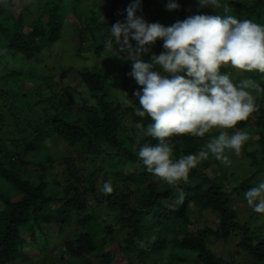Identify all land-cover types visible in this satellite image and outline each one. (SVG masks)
I'll list each match as a JSON object with an SVG mask.
<instances>
[{
	"label": "trees",
	"instance_id": "trees-1",
	"mask_svg": "<svg viewBox=\"0 0 264 264\" xmlns=\"http://www.w3.org/2000/svg\"><path fill=\"white\" fill-rule=\"evenodd\" d=\"M127 2L131 4L132 0H89L87 4L78 2L81 17L72 15L67 0H7V6L0 3V132L4 135L9 133L25 137L27 144L23 148L24 152L36 151L40 155L22 160L39 165L42 169L37 179L20 176L10 160L9 166L3 160L10 158L11 154L5 152L3 136H0V180L22 194L21 199L12 201L10 194L0 193V201L3 204L0 210V264L26 262L27 255L26 250L22 248L21 237L23 232L30 228L35 242L42 248H47L49 224L61 223L58 233L62 234L65 229L63 226L73 213H81L79 224L82 228L76 242L66 243V250L73 257L97 253L101 257L99 264H117L118 258H123L121 264H132L133 249L139 251L138 259H153L157 253H162L168 247L170 235L174 236L170 252L179 248L185 254L196 253L200 264H230L208 248L206 238L214 236L227 240L236 228H240V245L258 264H264V233L251 234L248 228L235 222L237 213L231 205L232 197L224 189L228 181V166L210 156L190 172L187 183L182 182L179 190H162L155 184H150L140 207L132 205L129 202L131 191L120 185H138V180L134 179L136 174L140 170L142 176L147 174L138 157L139 148L146 142L155 144L157 141L140 135L136 154L133 146L138 138L132 140L125 135L126 130L120 125L123 122L120 117L122 104L113 105L109 98V80L97 67L78 74L82 88H78L73 96H79L81 103L78 102L74 108L70 107L66 94L63 96V88L59 89L68 74L65 72L59 77L47 76V72L41 73L35 67L34 57L41 53L47 44L60 41L62 31L68 25L75 27L74 31L79 34V37H76L78 52L81 53L84 44L89 49L94 46L96 52H106L105 42L110 38L114 40L109 28L120 21L114 14L116 11L123 14ZM168 2L169 0H141V7L147 10L157 5V12L150 17L160 20L167 16L163 8ZM176 2L180 5L179 10L167 11L171 24L195 15L193 9H200L196 3L187 8L186 3L194 0ZM226 6L227 11L224 8H208L206 14L232 15L241 20L248 19L257 24H264V0H256L252 4L245 1L229 2ZM135 45L136 41L133 42L134 47ZM124 54L127 55L126 52ZM96 58L103 61L100 55ZM150 58V52L143 57L146 62L150 61ZM112 62L114 65L120 64L118 58ZM125 62L127 64L129 60ZM229 67H222L221 73L227 74ZM123 69L127 71L126 67ZM245 73V79L250 78L264 88V74L256 71ZM51 79H54L53 83ZM43 81L47 88L43 89ZM133 81V90H140V86ZM72 86L73 84L70 88ZM256 97L260 110L253 113L247 121H241L237 125L239 130L254 136V140L248 141L243 147L246 157L251 160L248 168L250 175L240 186L233 189L234 192L246 190L247 185L264 173V93ZM24 99L30 101V107L36 103L41 105L43 115L40 122L25 124L23 117L13 110V107L24 102ZM138 107L139 103L128 108L126 114H129L133 122L132 130L139 131L136 127L138 123L146 129L152 121L147 116H137L135 109ZM31 127L33 132L29 131ZM46 131H52L69 144L80 146L84 152L81 161L88 163L87 169H84L81 175L76 172L74 166L67 163L68 178L62 187L57 179L53 185L45 179L46 171L56 162L51 154L45 156L43 153H48V150L37 143ZM218 134L213 132L206 134L204 138L175 137L174 157L197 153L211 137ZM212 161L216 166L209 167ZM104 162H108L110 170L108 175L101 178L99 173ZM129 165L135 167L130 171L121 170ZM202 166L213 171L212 177L201 171ZM111 177L114 191L110 195H104L97 187V181L100 179L102 187ZM192 180H195V183L191 184ZM88 192L93 193L97 203H107L109 209L119 208L122 213L120 221L129 229L126 247H112V243L106 240V235L111 234L113 230H109L108 234L96 235L95 230L90 228L95 210L87 206L85 196ZM169 198L178 202L170 203ZM198 209L216 214L218 221L215 228H198L193 221L194 211ZM152 236L154 241L151 244L149 238ZM139 241L149 245L147 250L144 246H139ZM158 257L162 256L159 254Z\"/></svg>",
	"mask_w": 264,
	"mask_h": 264
},
{
	"label": "clouds",
	"instance_id": "clouds-1",
	"mask_svg": "<svg viewBox=\"0 0 264 264\" xmlns=\"http://www.w3.org/2000/svg\"><path fill=\"white\" fill-rule=\"evenodd\" d=\"M0 3L7 6V0H0ZM197 3L199 8L227 11L221 0H197ZM166 8L179 10L180 5L176 0H169ZM140 9L141 0H132L125 10V20L110 26L114 40L108 39L104 48L107 52H117L114 46L119 45V52L127 53L132 71H123L131 77L132 84L135 80L140 86V90H133L139 100L135 114L141 118L147 116L152 121L146 129L142 124L136 125L142 137L157 141L155 144L146 142L139 148L140 161L147 172L179 190L182 182L187 183L190 172L210 156L230 166L227 153L240 156L244 145L252 138L237 125L260 110L253 93L260 95L264 88L250 78L234 83L229 74L221 73V68L231 66L242 72L264 74V24L232 15L196 14L165 26L147 22L142 15H137ZM158 39L163 41L164 51L151 54L150 61L146 62L143 57ZM88 71L84 69L78 74ZM98 71H103L112 89L115 78L109 77L110 71L106 68ZM78 74L75 82L70 81L63 87L74 100L79 96L73 94L81 87ZM121 102L131 103L126 92ZM128 108L121 110V119L123 115L129 116L126 114ZM128 121L131 122L130 116ZM230 129L236 130L229 134L227 130ZM213 131L219 134L211 137L197 153L174 158L175 137L204 138ZM113 191L110 180L100 188L104 195ZM244 196L254 212L264 214V181L247 190Z\"/></svg>",
	"mask_w": 264,
	"mask_h": 264
},
{
	"label": "rangeland",
	"instance_id": "rangeland-1",
	"mask_svg": "<svg viewBox=\"0 0 264 264\" xmlns=\"http://www.w3.org/2000/svg\"><path fill=\"white\" fill-rule=\"evenodd\" d=\"M18 1V0H16ZM240 1H245L250 4L255 2L256 0H221V3L226 5L229 2L238 3ZM69 3V10L72 12V15L76 17H81L82 12L79 9L78 2L87 4L89 0H67ZM194 3H197V0L194 2L186 3L187 8H190ZM130 5L127 2L124 6V13L120 14L119 12H115L114 17L119 19L120 21H124L126 18V9ZM113 10V9H112ZM158 10V6L154 5L147 10L144 7H141L138 10L137 15H142L144 19L149 23H161L165 26L171 24L170 14L166 6H164L163 10L167 16L160 20H154L150 15L155 14ZM193 13L196 14H206L208 12V8H195L192 10ZM242 17V15H240ZM75 27L68 25L62 31V38L55 44H47L40 55H37V60L35 61V67L41 72H47V76L59 77L62 76L63 73H67L68 78L63 79L60 84L59 89L66 87L69 82H75L77 79L78 72L84 69H90L93 67H97L98 69H107L110 71L109 77L115 78L112 82V89L109 92V97L114 101V105L118 103L122 104V111L128 107H133L136 103L139 102L138 98L134 96L133 92V84L130 82L131 78L128 74H125L123 71V67H126V70L129 72L132 71L131 61L126 64L127 55L124 52H119V46H114L116 51L113 52H101L96 53L95 48H88L86 44L83 45V49L80 52L77 51V40L76 37H79L74 31ZM98 37V33H96ZM99 38V37H98ZM95 38V39H98ZM134 40L132 41L133 44ZM87 51L84 53L83 51ZM164 51L163 41L157 40L154 45L150 46L151 54H160ZM87 53H90L89 55ZM87 55V57H86ZM100 55L103 61L97 60L95 56ZM116 58L120 60L119 65L111 64ZM38 71V73H39ZM227 74L230 75V78L234 83H239V81L245 79L247 74L242 72L241 70L232 68L231 66L227 70ZM128 78V80H126ZM52 83L54 79H51ZM43 89L47 88V84L42 83ZM128 94V99L131 101L129 104H124L121 102V97L124 95V92ZM63 96L66 94L67 101L70 100V107L74 108L77 103L80 101L79 98L76 100L73 99L72 95L69 91H62ZM258 96L259 94L253 93ZM62 95L60 94L59 97ZM34 102V101H33ZM259 104L258 101H256ZM30 101L28 99H24V102H20L19 104L13 107V110L18 112L19 115L23 117L26 121L25 124H32L33 121L40 122V118L43 115L41 112V105L39 103L33 104L31 107L28 106ZM81 103V102H80ZM123 122L120 124L121 127L126 130L125 135L129 136L132 140H138L134 143L133 150L137 154V144L139 142V131L133 128V124L129 122V116L123 115ZM28 127L27 125H25ZM6 127V124H4ZM236 129L227 130L229 134H232ZM30 132L32 131V127L29 128ZM215 132V131H213ZM212 132V133H213ZM211 134V133H210ZM0 136H3V144L5 145V152L11 154L10 158L3 159L7 162L9 166V160L11 164L15 165V171L25 178L29 179H37L39 178V173L42 172V169L39 165L34 163H29L28 161H23L22 158L29 160L30 158L37 157L40 155L38 152H24V146L27 144V140L25 137L16 134L6 133L5 135L0 132ZM252 138L249 141L254 140V136L250 135ZM38 145L44 147L45 150H48V153L51 154L54 160H56L53 167H50L48 171H46V182L50 185H53L54 180L57 179L59 185L62 187L65 185V180L68 178V169L67 163H70L74 168H76V172H79V175L82 174L84 169H87L88 163L82 162L81 158L84 156V152L80 148V146L69 144L59 138L52 131H46L43 135L40 136L37 141ZM44 151V150H43ZM259 152V151H258ZM257 152V153H258ZM231 160V165L228 166L227 169V183L224 186V189L227 193L232 197L231 205L235 209L237 213V217L235 218V222H237L240 226L248 228L251 234H262L264 233V214H258L254 212L248 205L244 196V193L250 188L256 186L259 182L264 181V173L257 177L253 182L247 185L246 190H239L234 192L233 189L237 188L242 184L247 176L250 175L249 171V160L243 149L240 156H236L234 152L227 153ZM42 155V154H41ZM175 158V157H174ZM178 159V158H177ZM117 161V159H115ZM97 165V164H96ZM203 165V164H202ZM216 166L214 161H212L209 165ZM135 166L129 165L124 166L121 170H131ZM139 168H135L138 170ZM109 164L108 162L102 163V169H100V177H104L106 174H109ZM142 170L139 172L141 173ZM201 171L206 172L207 176L212 177V172L202 166ZM137 173L134 179L139 182L137 186H130L126 183L121 184L120 186L125 188L128 191H131L129 202L134 205L140 207V202L142 198L145 196V193L148 190L150 184H155L158 188L162 190H170L171 187L158 178L157 176L147 172L145 176H142L140 173ZM113 179L112 177L109 180ZM108 180V181H109ZM100 179L97 181V187L100 189L101 183ZM197 182V181H196ZM200 182V181H198ZM197 182V183H198ZM195 183V180L191 181V184ZM196 183V184H197ZM0 193L10 194L12 201H17L22 198V194L16 192L11 189L7 184H4L0 180ZM87 206L89 209L95 210L94 219L89 224L90 228L94 229L96 235L108 234L109 230H113L111 234L106 235V240L112 243V247H117L119 245L126 247V239L128 235V228H125L123 223L120 221L121 211L119 208L109 209L107 203L99 204L97 203V198L94 197L92 192H88L85 196ZM168 202L177 203L173 198H169ZM3 208V204L0 201V210ZM81 213H73L63 227L64 233L59 234L58 229L61 223L49 224L48 226V234L49 236V246L47 248H42L35 242L34 237L31 235V228L25 230L21 237L22 248L26 250V262L24 264H99L101 257L97 253H86L80 257H73L66 250L67 242H76L79 239V234L81 233L82 225L79 224V220L81 218ZM218 217L211 211H201L200 209L194 211L193 221L196 223L198 228H215L216 222L218 221ZM240 228H236L232 230L231 236L227 239H220L214 236H208L207 246L208 248L217 256L222 258L224 261H227L230 264H258L252 256H250L246 249L243 248L240 244L242 242V237L239 235ZM44 236V234H41ZM170 242L168 247H166L162 253L159 252L155 255L153 259L145 258L144 260L138 259L139 251L133 249L131 251V256L134 261L132 264H200L198 261V257L196 253L193 254H185L183 250L176 249L170 252L172 241L174 236L170 235ZM154 241V236L149 238V242ZM139 246H144V249L147 250L149 245H146L144 241H139ZM152 244V243H151ZM150 244V245H151ZM150 249V248H149ZM162 257L159 258L158 255ZM179 258H183L180 260ZM123 258H118L116 260L117 264L122 263Z\"/></svg>",
	"mask_w": 264,
	"mask_h": 264
}]
</instances>
